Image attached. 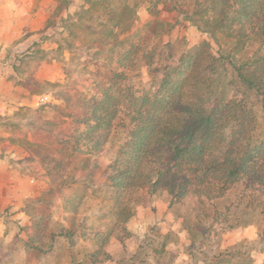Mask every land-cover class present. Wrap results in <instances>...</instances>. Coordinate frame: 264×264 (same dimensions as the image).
<instances>
[{"label":"rangeland","instance_id":"obj_1","mask_svg":"<svg viewBox=\"0 0 264 264\" xmlns=\"http://www.w3.org/2000/svg\"><path fill=\"white\" fill-rule=\"evenodd\" d=\"M54 1L59 25L48 35L61 45L49 51L56 63L33 62L27 71L54 72L55 78L28 80L34 94L17 93L12 112L0 116V153L14 164L21 194L0 210V264H92L90 255L97 264H264V217L243 210L215 217L210 204L187 198L169 206L166 194L119 196L106 168L124 134L104 136L78 122L92 99L113 85V71L131 46L137 49L133 66L112 93L124 89L120 110L129 108L130 93L150 88L146 63L175 66L202 44L216 45L177 15L170 0ZM69 24L67 34L59 31ZM233 47L230 41L223 53L236 60L255 49L234 53ZM225 67L224 81L230 82L231 66ZM243 92L242 100L257 112L254 137L264 141L261 99ZM40 97L44 102L36 105ZM95 141L98 148L91 149ZM234 195L218 207L236 201ZM30 234L43 238L44 252L28 245Z\"/></svg>","mask_w":264,"mask_h":264},{"label":"trees","instance_id":"obj_2","mask_svg":"<svg viewBox=\"0 0 264 264\" xmlns=\"http://www.w3.org/2000/svg\"><path fill=\"white\" fill-rule=\"evenodd\" d=\"M170 1L173 11L217 49L206 42L178 65L146 63L150 88L140 95L128 93L131 104L125 111L120 110L124 89L112 93L125 82L123 71L133 66L136 48L131 46L113 71V85L102 90L100 99H92L94 106L78 122L91 124L104 136L124 134L106 168L119 196L166 194L169 206L187 198L210 204L215 217L241 210L264 217V141L254 137L257 112L240 97L243 90L254 93L264 113V0ZM62 27L67 34L72 24ZM230 41L234 53L248 45L255 49L246 58L229 59L223 52ZM226 65L234 76L230 82L224 81ZM230 85L238 89L233 92ZM233 192L237 200L219 208ZM41 241L38 235L28 237L32 249L44 252ZM90 257L97 264L96 255Z\"/></svg>","mask_w":264,"mask_h":264},{"label":"crops","instance_id":"obj_3","mask_svg":"<svg viewBox=\"0 0 264 264\" xmlns=\"http://www.w3.org/2000/svg\"><path fill=\"white\" fill-rule=\"evenodd\" d=\"M54 12V0H0V116L12 112L13 103H18L17 93L34 94L26 86L28 80L55 78L54 72L27 71L33 62L38 63V67L51 63L54 67L56 63L49 57V51L55 53L61 45L48 35L59 25ZM37 48L44 51L37 52ZM13 165L8 153H0V210L13 204L15 194L21 197L17 192L20 184L15 181ZM17 204L18 201L15 206Z\"/></svg>","mask_w":264,"mask_h":264},{"label":"built area","instance_id":"obj_4","mask_svg":"<svg viewBox=\"0 0 264 264\" xmlns=\"http://www.w3.org/2000/svg\"><path fill=\"white\" fill-rule=\"evenodd\" d=\"M44 102V98L43 97H40V98H38V100H36V105H39V104H41V103H43ZM32 182V181H31Z\"/></svg>","mask_w":264,"mask_h":264}]
</instances>
